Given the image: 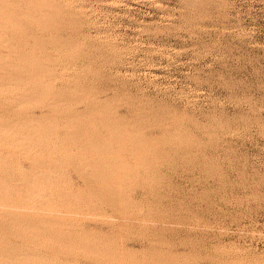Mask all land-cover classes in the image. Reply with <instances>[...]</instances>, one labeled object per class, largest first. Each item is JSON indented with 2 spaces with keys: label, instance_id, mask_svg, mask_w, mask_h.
<instances>
[{
  "label": "rangeland",
  "instance_id": "1",
  "mask_svg": "<svg viewBox=\"0 0 264 264\" xmlns=\"http://www.w3.org/2000/svg\"><path fill=\"white\" fill-rule=\"evenodd\" d=\"M0 264H264V0H0Z\"/></svg>",
  "mask_w": 264,
  "mask_h": 264
},
{
  "label": "bare ground",
  "instance_id": "2",
  "mask_svg": "<svg viewBox=\"0 0 264 264\" xmlns=\"http://www.w3.org/2000/svg\"><path fill=\"white\" fill-rule=\"evenodd\" d=\"M2 216V215H1ZM3 217H5V216H3ZM62 242V241H61ZM11 250V249H10ZM7 251V250H6ZM13 252V251H12ZM7 253V252H6ZM9 253H11L10 251H9Z\"/></svg>",
  "mask_w": 264,
  "mask_h": 264
}]
</instances>
